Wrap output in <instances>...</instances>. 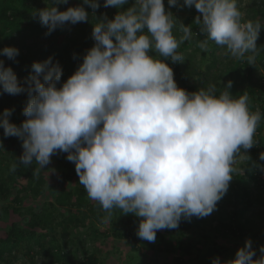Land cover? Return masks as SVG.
Listing matches in <instances>:
<instances>
[{"label":"clouds","instance_id":"clouds-1","mask_svg":"<svg viewBox=\"0 0 264 264\" xmlns=\"http://www.w3.org/2000/svg\"><path fill=\"white\" fill-rule=\"evenodd\" d=\"M68 2L51 0L31 11L45 35L88 22V9L94 14L101 7L100 0H81L61 10ZM129 3L104 0L103 7L119 11L114 18L94 17V45L66 81L52 56L33 61L23 82L0 59V92L27 94L25 119L13 122L14 109L5 108L0 128L4 137L22 142L12 171L35 165L33 174L39 176L53 155L66 153L88 199L105 213L100 223L107 225L116 210L132 214L140 218L137 236L155 242L158 231L217 209L236 174L237 158L249 161L247 150L259 144L255 137L264 119L258 107L251 109L246 92L233 95L231 80L191 92L178 86L168 61L185 60L178 49L192 39L193 27L170 9L195 7L193 24L204 37L196 45L200 50L212 42L251 65L264 51L257 43L264 24L244 19L237 0H168V10L165 0H133L122 7ZM19 51L5 46L0 56L16 61ZM256 167L264 171V164ZM212 264H264V245L257 256L246 239L233 259L214 257Z\"/></svg>","mask_w":264,"mask_h":264},{"label":"trees","instance_id":"trees-1","mask_svg":"<svg viewBox=\"0 0 264 264\" xmlns=\"http://www.w3.org/2000/svg\"><path fill=\"white\" fill-rule=\"evenodd\" d=\"M102 1L100 0V3ZM167 1L165 0V4ZM50 2L51 0L46 2L45 0H0V44L2 40H5V46L20 45L31 52V54H24L19 48L16 61L5 57L6 66L10 65L13 68L21 82L29 75L33 61H43L49 56L54 58V62H60L63 67L62 82L66 81L78 67L79 63L74 61L80 59L82 54L92 47V36L82 41L75 33H72L61 44L36 48L39 44L37 40L49 35H45L46 28L32 18L31 11L34 8L46 7V3L50 4ZM118 11L117 8L111 12L108 8L100 7L96 13L91 12L89 21L105 13L109 18H114L113 13ZM194 12L195 14L186 18L185 25H192L193 38L197 44L204 37L199 34L198 26L193 24L198 15L196 9ZM258 15L264 16V0L263 5L258 8ZM66 30V28L57 29V33H65ZM187 44V42L183 43L178 51L185 54L188 51ZM197 50L199 48L196 46L189 52V56L195 55ZM168 63L173 68L175 78L178 77L181 82L191 77L189 68L184 69L182 62L173 64L168 61ZM216 64L215 60L208 64V70L204 74L209 75ZM244 66H249L246 60L241 64L237 62L232 67L231 91L233 95L246 92L250 97L251 109L255 111L258 107L264 113V82H261L260 87L253 83L244 88L241 87L245 79L250 81L252 78L251 71L247 77L245 76ZM207 78L209 79L210 76ZM223 84H218L217 87ZM199 88L197 85H192L186 86L185 89L191 92ZM2 95L3 92H0V112H3L5 108H13L11 119L20 124L25 119L23 108L27 102V94H7L6 97ZM255 138L260 141L259 144L251 148L252 157L244 173L236 184L230 186L223 200L236 197V202H245L247 194H244L243 190L248 180H254L260 186L264 185L261 177L264 171L256 167V162L264 164V161H259V154L264 151V119L258 127ZM21 145L22 142L17 137H4L3 128H0V221H7L5 228L0 230V264H106L99 254L103 251L96 248L93 241L102 235L105 237L107 233L99 228L95 220L90 219L91 217L100 219L105 213L99 204L88 199L86 190L79 184L75 164L71 162L72 167L68 168L64 164L63 153L53 155L52 159L60 165L54 176L56 178L54 195L52 199H46L38 204L37 201L47 192L48 176L44 170L39 176L34 175L35 165L32 167L19 165L16 171L11 170V165L22 154ZM259 196L261 197V193ZM114 212L115 215L111 219L112 234L117 238L126 239L132 248L137 250L139 246L132 238L136 221L140 218L132 214L120 215L118 210ZM238 213L237 210L234 214ZM86 218L90 219L88 223ZM192 220H182L176 229L157 232L155 242H150L148 246L164 254L165 258L158 264H187L185 256L192 255L194 248V242L187 234L192 229ZM83 227L86 229L82 230ZM224 229L228 233L240 234L242 227L236 223L229 227L225 225ZM221 231L223 230L219 226L217 232L221 233ZM261 234L264 235V230ZM257 256H259V250ZM201 264H212V261L203 260Z\"/></svg>","mask_w":264,"mask_h":264},{"label":"rangeland","instance_id":"rangeland-1","mask_svg":"<svg viewBox=\"0 0 264 264\" xmlns=\"http://www.w3.org/2000/svg\"><path fill=\"white\" fill-rule=\"evenodd\" d=\"M81 2V0H69L67 5H61V10L66 9L68 6L77 5ZM133 0H130V3L127 7L131 5ZM101 7H103L104 0L101 2ZM238 7L240 8L244 19H260L262 24H264V16L258 15L259 6L263 5V0H237ZM166 10H168V1L165 4ZM87 7V6H86ZM123 8H127L122 6ZM105 8V7H104ZM111 12H113L115 7H107ZM195 7H172L170 10L173 15L185 24V20L188 16L195 14ZM98 10V9H97ZM96 10V12H97ZM249 10V11H248ZM89 15L92 10L89 8ZM95 12V13H96ZM247 12L250 13V17ZM117 13V12H116ZM113 13V16L116 14ZM65 33H57L55 30L52 35L43 36L39 38L37 41L39 42L36 45V48L40 47H50L61 44L68 35L75 33L82 41L89 39L92 36L93 23L92 21L78 23L74 26L66 27ZM93 38L92 44L93 46ZM188 51L183 54L185 56V60L182 61L183 68H189L190 78L185 82H181V80L176 77L177 84H180L181 87L186 88V86L197 85L199 87H203L208 83H215L216 85L222 84L227 80H230L233 76V66L235 63L244 62L246 59H235L225 54V50L214 43L210 42L209 48L207 51L197 50L196 54L192 57L189 56V52L193 51L196 48V43L193 38L190 41H187ZM258 47L264 49V27H262L260 36L258 38ZM6 45V41L2 40L0 44V49H2ZM183 44H181L182 46ZM180 46V47H181ZM22 50L24 54H31V52L27 51V48H23V46H18ZM80 59L75 60V63L82 62L83 55ZM154 54V53H153ZM0 59H4L5 57L0 56ZM216 61V67L210 71L209 75L204 74L207 71L208 64ZM189 64V65H188ZM249 66H244V74L247 77L248 73L251 71V80L245 79L244 84L241 85L246 87L250 83L255 84L260 87L261 82H264V51H261L260 55L257 57L256 65L248 64ZM251 69V70H250ZM212 74V75H211ZM210 76L208 79L207 77ZM244 76V77H245ZM245 77V78H246ZM252 81V82H251ZM205 82H208L205 84ZM240 87V88H241ZM7 93H3L2 97H6ZM66 153H63L64 156V164L68 166V168L72 167L70 161L66 159ZM247 155L251 158L252 152L251 149L247 150ZM250 161V160H249ZM247 159L241 157L237 158L236 161V174L233 176L232 181L230 182V186L236 184L239 180V177L242 176L244 170L246 168L247 163L249 162ZM58 163H56L55 159L51 160V163L46 166L47 170H44L46 175L48 176L49 185L47 192L39 201L38 204L43 203L46 199H52L54 195L53 190L56 185L55 173L59 169ZM51 169H54L52 171ZM52 171V172H51ZM51 172V173H50ZM263 183H264V172L261 175ZM54 186V187H53ZM244 194L247 196L246 201L242 203L236 202L237 198L232 197L231 200L221 199L217 204V209L213 211V213L204 218H196L192 219V229L187 233L188 237L191 238L194 242L193 254L190 256H185L187 264H201L203 260L219 257L221 261H227L229 259H233L235 257L236 251L244 245L246 239H251L253 241V247L259 250L261 245H264V235L261 232L264 230V185L260 186L254 180H248L245 183ZM261 193V197L259 196ZM234 196V195H233ZM36 203V202H35ZM238 210V214H234ZM113 212L112 217L115 215ZM95 220V223L99 226V228L105 231L107 234L100 236L99 238L93 241V244L100 251V256H102L103 260L106 264H158L162 261L165 256L163 253L149 248L148 244L150 242L140 239L136 234V229L138 227L139 221H136V225L133 231V240L138 244V249L134 250L131 244L123 238H117L111 232V226L113 223L110 221L107 225H102L100 223V219L90 218ZM90 219L86 218V223L90 221ZM239 223L242 227L240 234H234L232 232H226L224 226L227 225H236ZM7 221H0V230L5 228ZM225 224V225H224ZM223 230L221 233H218V227ZM86 228H82L85 230ZM220 230V229H219ZM225 230V231H224ZM100 235V234H99Z\"/></svg>","mask_w":264,"mask_h":264},{"label":"crops","instance_id":"crops-1","mask_svg":"<svg viewBox=\"0 0 264 264\" xmlns=\"http://www.w3.org/2000/svg\"><path fill=\"white\" fill-rule=\"evenodd\" d=\"M248 11H249V10H248ZM250 13H251V12H247V14H249V15H250ZM249 15H248V16H249Z\"/></svg>","mask_w":264,"mask_h":264},{"label":"built area","instance_id":"built-area-1","mask_svg":"<svg viewBox=\"0 0 264 264\" xmlns=\"http://www.w3.org/2000/svg\"><path fill=\"white\" fill-rule=\"evenodd\" d=\"M197 32H198V30H197Z\"/></svg>","mask_w":264,"mask_h":264}]
</instances>
